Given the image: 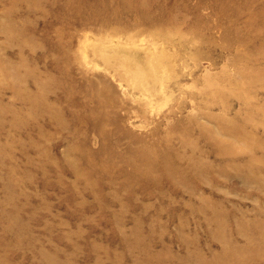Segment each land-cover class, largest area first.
<instances>
[{"label":"rangeland","instance_id":"374dc122","mask_svg":"<svg viewBox=\"0 0 264 264\" xmlns=\"http://www.w3.org/2000/svg\"><path fill=\"white\" fill-rule=\"evenodd\" d=\"M0 264H264V0H0Z\"/></svg>","mask_w":264,"mask_h":264},{"label":"bare ground","instance_id":"6f19581e","mask_svg":"<svg viewBox=\"0 0 264 264\" xmlns=\"http://www.w3.org/2000/svg\"><path fill=\"white\" fill-rule=\"evenodd\" d=\"M125 75V74H124ZM136 75V74H135ZM256 252V251H255ZM255 256H257V255H255Z\"/></svg>","mask_w":264,"mask_h":264}]
</instances>
